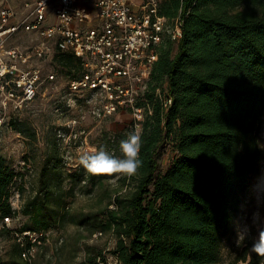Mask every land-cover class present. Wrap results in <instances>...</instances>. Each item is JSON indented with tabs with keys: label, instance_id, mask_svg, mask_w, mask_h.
Here are the masks:
<instances>
[{
	"label": "trees",
	"instance_id": "16d2710c",
	"mask_svg": "<svg viewBox=\"0 0 264 264\" xmlns=\"http://www.w3.org/2000/svg\"><path fill=\"white\" fill-rule=\"evenodd\" d=\"M159 12L169 21L181 17L183 38L161 45L139 98L137 106L149 105L152 114L147 111L142 123L143 165L137 174L92 175L81 165L69 175V189L43 185L18 212L10 201L17 174L0 154L1 219L23 215L39 233L47 232L64 225L77 192L93 195L116 178L119 189L100 199L103 207L71 222L90 233L112 232L117 245L111 254L119 264L220 262L249 179L261 174L264 163V0H162ZM55 59L75 73L72 80L85 72L72 54ZM158 90L170 95V107ZM133 131L106 140L99 150L122 158L120 142ZM169 146L175 156L159 174ZM253 242L244 241L231 264H264V257L251 251ZM105 258L99 253L93 264ZM0 264H29L18 239L6 257L0 251Z\"/></svg>",
	"mask_w": 264,
	"mask_h": 264
},
{
	"label": "rangeland",
	"instance_id": "374dc122",
	"mask_svg": "<svg viewBox=\"0 0 264 264\" xmlns=\"http://www.w3.org/2000/svg\"><path fill=\"white\" fill-rule=\"evenodd\" d=\"M49 17L50 21L55 20V11H50ZM37 40L36 33L21 31L13 35L8 44L30 48ZM30 65L41 69L39 94L22 111H9L10 120L0 133V154L17 174L10 201L18 212L43 185L59 184L64 190L69 189V175L81 166L80 156L99 151L108 139L117 141L116 137L129 131L133 124L131 113L125 110L111 117H99L103 98L87 91L72 93L69 82L75 73L65 70L55 57L43 61L32 58ZM51 76L55 79L51 80ZM261 137L264 147V116ZM174 156L169 146L159 160V174L167 171ZM116 189L119 183L115 178L105 182L93 195L77 192L67 205L68 218L64 225L52 226L44 232L48 234V241L40 242L33 264H93L99 253L108 259L114 257L111 253L116 248L117 238L112 232L90 233L86 227L71 221L79 222L84 215L103 207L100 199ZM254 216L258 217V225L252 227L247 236L241 235L240 230L253 224ZM10 227L14 233H1L4 257L11 251L21 230L39 232L33 228L31 219L23 215L13 217ZM258 227H264V163L261 174L249 179L240 213L225 237L218 264H231L239 246L244 241L255 240Z\"/></svg>",
	"mask_w": 264,
	"mask_h": 264
},
{
	"label": "built area",
	"instance_id": "2783aa9c",
	"mask_svg": "<svg viewBox=\"0 0 264 264\" xmlns=\"http://www.w3.org/2000/svg\"><path fill=\"white\" fill-rule=\"evenodd\" d=\"M161 2L0 0V133L10 120L9 111H22L39 94L41 69L31 66V59L43 61L69 53L81 60L85 71L69 82L70 91L74 94L87 91L102 97L99 117H111L123 110L130 112L131 128L140 134L147 111L152 114V109L137 104L148 89L159 48L166 39L179 42L183 38L181 17L169 21L161 16ZM52 10L55 20L50 21ZM21 31L36 33L37 43L30 48L10 46L8 40ZM157 94L166 108L172 105L166 90L163 94L158 90ZM12 219L0 221V251L1 233L11 229ZM17 237L22 259L33 264L39 242L48 241V234L28 231ZM96 264H119V261L116 256L106 257Z\"/></svg>",
	"mask_w": 264,
	"mask_h": 264
},
{
	"label": "clouds",
	"instance_id": "9594fccd",
	"mask_svg": "<svg viewBox=\"0 0 264 264\" xmlns=\"http://www.w3.org/2000/svg\"><path fill=\"white\" fill-rule=\"evenodd\" d=\"M141 147V136L138 131H133L126 139L120 142L122 158L110 155L104 150H93L91 154H82L79 162L92 175L112 176L114 174H123L131 177L136 175L143 165V161L140 158ZM258 223V217L254 216L253 224L240 230V234L247 236L251 232L252 227L257 226ZM257 229V236L252 243L251 251L260 257H264V227H258Z\"/></svg>",
	"mask_w": 264,
	"mask_h": 264
}]
</instances>
